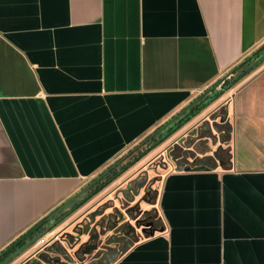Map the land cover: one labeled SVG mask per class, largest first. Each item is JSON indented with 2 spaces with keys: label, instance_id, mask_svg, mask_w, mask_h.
Segmentation results:
<instances>
[{
  "label": "crops",
  "instance_id": "1",
  "mask_svg": "<svg viewBox=\"0 0 264 264\" xmlns=\"http://www.w3.org/2000/svg\"><path fill=\"white\" fill-rule=\"evenodd\" d=\"M263 46L264 0H0V254ZM222 97L231 165L112 264H264V65Z\"/></svg>",
  "mask_w": 264,
  "mask_h": 264
},
{
  "label": "rangeland",
  "instance_id": "2",
  "mask_svg": "<svg viewBox=\"0 0 264 264\" xmlns=\"http://www.w3.org/2000/svg\"><path fill=\"white\" fill-rule=\"evenodd\" d=\"M263 65L264 63L261 66ZM239 84L231 90L235 89ZM222 101L223 97L212 103L201 114L192 119L167 141L150 152L118 180L105 188L100 194L95 196L83 207L78 209L35 246L23 253V255L11 264H46L43 259H50L53 261L52 264H55V261H59V264H84L75 260V249L71 247V244L68 241L64 240L62 241L63 243H60L57 239L61 238L60 235L62 233L73 235L74 227L77 226L76 223L87 214L91 215L94 211H98L99 213L105 212L106 215L112 214L116 217V221L118 220L122 226L124 225L132 228L136 237H145L142 233V225L145 220V215H143V213H145V211L149 212L151 217H158L159 220L157 221V224H159L160 220L162 221L158 204L160 182L166 171L175 170L174 164L169 159V150L175 145L176 141L187 136H196V129L205 127L208 130L209 127L213 125L215 127V121L220 123L223 119L226 129L233 126L230 124L229 114L227 115V108L224 104H222ZM218 134L220 133L214 131V135L216 136L214 139L216 145H212L210 141V146L213 150H217L222 147L225 158H228L229 160L232 159V141L229 140L228 143L223 144L219 140ZM143 142L144 139L127 151L120 159L132 156L131 154L134 150L142 145ZM145 148L146 146L144 145L138 151ZM134 153H137V151ZM230 165L231 164L228 163V167ZM228 167L224 168L226 169ZM140 185H143L142 189L139 188ZM146 192H152V197H147L145 194ZM124 195H126V198L123 197ZM127 211L130 212V215H128ZM98 219H100V217H97V220ZM112 225L113 223H111V226ZM160 226L161 223L159 224V227ZM120 229L112 231L108 228V231L106 229L99 230L98 233L101 235L100 247L102 248V245L106 243L107 239L109 237H113V235L117 231H120ZM91 230L92 226H84L80 232V234H84L82 241H87L89 239L88 236L91 233ZM66 238L68 239V237ZM88 260L89 257L86 258V261Z\"/></svg>",
  "mask_w": 264,
  "mask_h": 264
},
{
  "label": "flooded vegetation",
  "instance_id": "3",
  "mask_svg": "<svg viewBox=\"0 0 264 264\" xmlns=\"http://www.w3.org/2000/svg\"><path fill=\"white\" fill-rule=\"evenodd\" d=\"M215 128L220 133L218 135H219V140L221 141V143H223V144L228 143L230 138H231V127L226 129L224 122L218 123L217 121H215ZM199 129L201 130L200 134L203 137V135H205L204 132L207 129L205 127H200L198 129H196V135L200 131ZM165 131L158 134L151 141L160 139L165 134ZM192 137H195V136H187L185 138L178 140L175 143V145L169 150V152H170L169 157H170V154L182 155L183 151L186 150V146L195 147L196 149H199V150L200 149H202V150L206 149L207 142L204 139H202V140H200V142H198V141H194L192 139ZM145 146H147V145H145ZM188 151H192V150L188 149ZM206 155H207L206 157H208L206 160V164L208 166H210V165L215 166L216 162H217L215 160V158H212V157L210 158L209 154H206ZM217 156L219 158L218 160L220 162L224 163L223 167H228V163L230 162V160L228 158H225V156L223 155V148L222 147L218 148ZM198 157L195 158L194 163L198 162V160H199ZM169 159L171 160V157ZM145 194L147 197H152V192H146ZM86 195H87V193L84 194L82 197L78 198L71 206L67 207L60 214H58L54 218V221H58L60 218H62L66 215L61 220L60 223H62L68 217H70L73 213H75L78 209L83 207L85 204L81 205V202L84 200ZM123 197L126 198V195H124ZM79 204H80V206L78 208H76V210L73 211V209L76 206H78ZM127 212H128V215H130V212L129 211H127ZM67 213H70V214L67 215ZM143 215H145V220H144V223L142 225V233L146 237V236H150L154 231H155V233L158 231L159 224L161 223V220L159 221V224H157V221L159 220L158 217H151V214L149 212H146V211H145V213H143ZM97 217H100V219L97 220ZM60 223L58 225H60ZM111 223H113L112 226H111ZM76 225L77 226L74 227V230H73V232H74L73 235H68L67 233H62L60 235L61 238L57 239V241L59 240L60 243H63L62 241H64V240L68 241L71 244V247H73V249H75V251H74L75 252L74 253L75 260L79 261L80 263H84V264H104L105 263V260L103 259L104 255L107 256L109 259H115L116 255H117L116 251L118 249L120 251H123V250H127L128 248H131L132 246L130 247V245L134 244V241H136V239L138 238L134 235V233H133L134 231L132 230V228H130L129 226H127V227L124 225L122 226L121 223L118 222V220L116 221L115 216H113L112 214L106 215L105 212L99 213L98 211H94V213H92L91 215L87 214L82 219H80L76 223ZM84 226H92V230L90 233L91 237H96L99 230H105L107 228L111 229V231L116 230V229H120V228L121 229H120V231H117L113 235V237H109L106 241V244H104V245L101 244L103 246L101 248L100 247V238H99V240H91V238H89L90 240L88 239L87 241H82L83 234H80V232L84 228ZM95 227H97V229H98L97 232L94 231ZM55 228H53V229H55ZM66 237H68V239ZM95 246H97V248H98L97 251H93ZM90 251H93V253L88 254ZM123 254L124 253H121L120 256H122ZM87 257H89L88 261H86ZM43 260L46 262V264H52V262H53L50 259H43ZM55 264H59V261H55Z\"/></svg>",
  "mask_w": 264,
  "mask_h": 264
},
{
  "label": "water",
  "instance_id": "4",
  "mask_svg": "<svg viewBox=\"0 0 264 264\" xmlns=\"http://www.w3.org/2000/svg\"><path fill=\"white\" fill-rule=\"evenodd\" d=\"M262 59H264V55H262L259 60H262ZM230 76H231V73H229V75L225 76L221 81H219V83H217L216 85H214L213 87L209 88L207 91H205L204 93H202L198 98H196L192 103H190L185 109H183L180 113H178L177 115H175L174 116L175 118L173 117L171 120H169L163 126H161L159 129H157V131H155V133H153L147 139H145L144 142L142 143V145H140L139 147H137L134 150V152L138 151L142 146L146 145L149 141H151L158 134L162 133L167 128H169L170 126H172V124L179 117H181L182 115H184L191 107H193L195 104H197L203 98H205L206 96L212 94L215 91H219L220 88H221V85L223 84V82L226 81ZM222 122H224L223 119L221 120L220 123H222ZM214 131H216L217 133H219L218 130L213 125V126L209 127V129L204 132L205 135H203V137L200 134L201 133V130L198 132V134L195 137H192V139L194 141H198V142H200V140L204 139L207 142L206 149H203V150L200 149L199 150V149H196L195 147L186 146V150L183 151L182 155L170 154L171 161H172V163L175 166V171L176 172L203 171L206 168L213 169V167L211 165L208 166L206 164V160L208 158V157H206L207 156L206 154H209V157L210 158L211 157L212 158H215V160L217 161L216 162V165L214 166V169L215 168H218V167H223L224 163L223 162H220L218 160L219 159L218 156H217V150L218 149L217 150H213L212 147L210 146V141H211L212 145H216L215 144V140H214L216 138V136L214 135ZM167 132H168V129L165 131V133H167ZM188 149H191L192 151H188ZM197 157L199 158V160H198V162L194 163V160ZM127 158L128 157H124L123 159H120L117 163H115L114 165H112L109 169H107L104 173H102L99 177H97L95 180H93L91 183H89L86 187H84L81 191H79L75 196H73L69 201H67L64 205H62L54 213H52L47 218V225H46L45 230H43V232H41L40 234L36 235L33 239L29 240L23 247L19 248L17 251H15L14 253L10 254L7 258H5L4 260L0 261V264H11L13 261H15L16 259H18L21 255H23V253H25L26 251H28L29 249H31L33 246H35L39 241H41L46 235H48L51 232V230L53 228H55L61 222V221H54V218L58 214H60L67 207L71 206L78 198H80L84 194L88 193V191L94 185H96L98 182H100L105 176H107L113 169H115L116 167H118ZM142 187H143V185H140L139 186L140 189H142ZM94 231L95 232L98 231L97 227H95ZM154 234H155V231L151 234V236H153ZM99 235L100 234L97 233L96 237H91L90 234H89L88 237L91 238V240H99V238L101 236V235L100 236ZM137 241H139V238H137L136 241H134V244ZM134 244L130 245V247L133 246ZM97 249H98L97 246H95V248H94L93 251H97ZM129 249L130 248H128L127 250H123V251H120L118 249L116 251L117 252V255H116V258L115 259H109L107 256L104 255L103 256V259L105 260V263L104 264H112L113 262L117 261V259L121 255V253H124L125 254ZM93 251H90L88 254H92ZM8 253H9V251H6L5 253H1L0 254V260L2 258H4L5 255L8 254Z\"/></svg>",
  "mask_w": 264,
  "mask_h": 264
},
{
  "label": "trees",
  "instance_id": "5",
  "mask_svg": "<svg viewBox=\"0 0 264 264\" xmlns=\"http://www.w3.org/2000/svg\"><path fill=\"white\" fill-rule=\"evenodd\" d=\"M264 55V46L255 52L251 57L244 60L242 63L237 65L230 73L231 76L223 82L219 91H215L212 94L206 96L193 107H191L184 115L179 117L173 124L168 128V132L165 133L160 139L149 141L146 145V148L137 153L132 154L129 158L125 159L118 167L113 169L107 176H105L100 182L94 185L87 193L84 200L81 202L82 204L88 203L95 196L100 194L105 188L111 185L113 182L118 180L122 175H124L127 171H129L133 166H135L138 162H140L144 157H146L150 152L168 140L171 136L177 133L180 129H182L186 124H188L192 119L201 114L207 107H209L212 103L221 98L226 92L230 91L237 84H239L243 79L248 77L252 72H254L257 68H259L263 63L264 59L259 60L260 57ZM216 85V84H215ZM175 118V117H174ZM147 139V138H146ZM123 159V158H122ZM109 169V168H108ZM80 206V204L78 205ZM76 206V208H78ZM71 213V212H70ZM70 213H67L69 215ZM66 216V215H65ZM64 216V217H65ZM64 217L60 218L58 221H61ZM48 218V217H47ZM47 218L37 224L34 228L28 231L25 235L20 237L17 241L11 244L5 251H9L8 254L5 255L0 261L7 258L10 254L17 251L19 248L23 247L29 240L33 239L36 235L40 234L43 230H45L47 225Z\"/></svg>",
  "mask_w": 264,
  "mask_h": 264
}]
</instances>
